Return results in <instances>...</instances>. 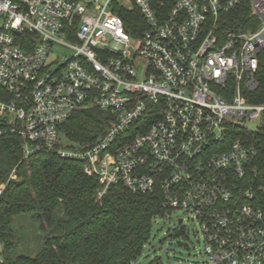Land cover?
Listing matches in <instances>:
<instances>
[{
    "label": "built area",
    "instance_id": "2783aa9c",
    "mask_svg": "<svg viewBox=\"0 0 264 264\" xmlns=\"http://www.w3.org/2000/svg\"><path fill=\"white\" fill-rule=\"evenodd\" d=\"M121 1L0 0V136H18L24 159L82 163L99 198L113 185L159 191V218L181 213L177 232L196 223L208 264H264V171L244 125L264 115L251 102L264 0L249 1L243 22L230 15L245 0ZM120 9L141 15L139 36ZM92 108L110 118L104 133L70 142L63 125Z\"/></svg>",
    "mask_w": 264,
    "mask_h": 264
},
{
    "label": "trees",
    "instance_id": "16d2710c",
    "mask_svg": "<svg viewBox=\"0 0 264 264\" xmlns=\"http://www.w3.org/2000/svg\"><path fill=\"white\" fill-rule=\"evenodd\" d=\"M249 1L230 17L243 22L249 14ZM115 13L132 36H139L145 28L136 10ZM257 81L251 102L264 104L263 64ZM109 120L97 110L81 111L63 125L62 132L72 143L92 144ZM259 131L249 136L256 142V164L264 171V115ZM21 147L18 136H0V186H4L0 195V264H133L142 256L151 240L153 222L164 215L159 191L132 194L113 185L99 198V181L84 174L82 163L50 153L24 159ZM13 171L15 180L10 179ZM16 219L27 220L40 239L33 256L19 252L24 237L14 227Z\"/></svg>",
    "mask_w": 264,
    "mask_h": 264
},
{
    "label": "rangeland",
    "instance_id": "374dc122",
    "mask_svg": "<svg viewBox=\"0 0 264 264\" xmlns=\"http://www.w3.org/2000/svg\"><path fill=\"white\" fill-rule=\"evenodd\" d=\"M121 3L125 8H131L132 5L127 0H122ZM261 21L254 17L250 19L244 28L245 31L253 30L259 27ZM65 54L64 52L61 56ZM66 54L69 56L68 52ZM60 56V57H61ZM141 65H143L141 63ZM141 65L136 61V66L141 68ZM141 75V70L137 72ZM90 110H97L103 112L97 108ZM106 114V113H105ZM245 127L253 131L255 134L259 133L261 126L260 119H255L250 122L244 123ZM16 179V178H15ZM182 216L181 213H174L171 219H156L153 222L151 240L143 250L142 256L133 264H148L151 261L156 260L159 264H208L206 259L199 254V250L202 247L200 241V234L196 223L186 222L185 228L182 233L178 234L174 227L177 226L176 220ZM14 227L23 233L24 244L19 249V252L33 256L40 248V239L37 236L32 225L28 224L25 219H16ZM174 232V236L170 237V234Z\"/></svg>",
    "mask_w": 264,
    "mask_h": 264
},
{
    "label": "water",
    "instance_id": "95a60500",
    "mask_svg": "<svg viewBox=\"0 0 264 264\" xmlns=\"http://www.w3.org/2000/svg\"><path fill=\"white\" fill-rule=\"evenodd\" d=\"M178 227H179V229H180V227H181V224H179V225H178ZM171 236H172V235H170V237H171Z\"/></svg>",
    "mask_w": 264,
    "mask_h": 264
}]
</instances>
